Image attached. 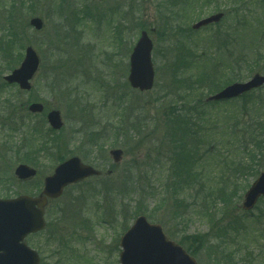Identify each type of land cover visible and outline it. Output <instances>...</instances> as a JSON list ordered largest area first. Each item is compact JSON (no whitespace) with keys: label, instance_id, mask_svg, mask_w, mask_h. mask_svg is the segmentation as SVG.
Instances as JSON below:
<instances>
[{"label":"rangeland","instance_id":"rangeland-1","mask_svg":"<svg viewBox=\"0 0 264 264\" xmlns=\"http://www.w3.org/2000/svg\"><path fill=\"white\" fill-rule=\"evenodd\" d=\"M236 1L213 8L198 0L187 12L166 0H0V197L36 195L72 156L102 171L48 201L44 229L25 239L40 264H119L120 236L141 214L198 264H264V199L241 209L264 171V154L259 166L249 156L254 148L264 153V86L205 102L227 84L264 75V0ZM216 11L224 12L218 23L191 28ZM35 16L43 21L38 31L29 25ZM143 29L155 79L140 92L127 75ZM27 45L40 63L32 88L21 91L2 77ZM33 101L59 110L62 129L28 112ZM182 115L184 131L176 128ZM122 116L124 135L114 131L115 138ZM112 148L122 150L115 165ZM19 163L36 175L16 179Z\"/></svg>","mask_w":264,"mask_h":264},{"label":"water","instance_id":"water-1","mask_svg":"<svg viewBox=\"0 0 264 264\" xmlns=\"http://www.w3.org/2000/svg\"><path fill=\"white\" fill-rule=\"evenodd\" d=\"M222 13H216L199 20L192 28L197 29L211 22H217ZM29 24L40 30L43 22L39 17H33ZM152 41L146 31H141L129 56V85L139 91L152 88L154 83V69L151 61ZM39 65V57L31 47L25 48L24 57L20 65L3 78L7 83L18 84L22 90H30L31 79ZM264 84V75L254 74L247 82H235L207 100H220L236 97L243 92ZM32 113H40L43 105L34 102L28 105ZM46 120L52 129L62 127L60 112L56 109L46 114ZM115 163L120 161L121 150L109 151ZM36 171L25 164H19L14 169L15 176L28 179ZM99 171L92 166L84 164L74 156L58 164L53 173L43 180V188L36 196L20 195L11 199H0V264H38L37 252L26 245L24 238L42 230L44 221V208L48 199H55L62 194L64 187L76 183L86 177L98 175ZM260 196H264V172L252 183L244 195L241 207L250 210ZM120 264H197L193 257L175 242L169 240L158 224L148 223L145 216H137L132 225L120 238Z\"/></svg>","mask_w":264,"mask_h":264},{"label":"trees","instance_id":"trees-1","mask_svg":"<svg viewBox=\"0 0 264 264\" xmlns=\"http://www.w3.org/2000/svg\"><path fill=\"white\" fill-rule=\"evenodd\" d=\"M171 2H172V0H171ZM172 4H174V3H172ZM182 4H185V2L182 3ZM187 4H188V0H186V5H187ZM190 52H191V51L188 50V53H190ZM188 53H187V52L185 53V51H183V52H182V57H184L185 55L187 56ZM177 58H178V57H177ZM177 58H176V61H177ZM182 59H183V58H180L178 61L181 62ZM189 64H190V60L187 61L186 65H189ZM9 70H12V69L10 68ZM5 104H6V103H5ZM5 104H4V105H5ZM126 119H128L127 116H126ZM175 120H176V122H178L179 124L181 123L180 125L177 124V126L179 125V127H176V128H177V129H180V128H181V131H184V130L186 129V127H187V126H186V123L189 122L188 117L185 116V115L177 116ZM126 121H127V120H123V116H122V117H121V124H118V125L116 124V126L113 125V127H112V128L114 129L113 132H112L113 135H114V131H115V134H119L120 136H123V135H124V131H125V128H126L124 122H126ZM181 125H182V127H181ZM29 131H31V130H28V133H29ZM33 131H34V130H32V132H33ZM32 132H30V133H31L32 136H34V134H33ZM114 137H115V135H114ZM115 138H116V137H115ZM263 148H264V144H263ZM260 151H261V153H263L262 150H260ZM263 154H264V153H263ZM186 250H187L190 254H192V253L190 252L191 250H190L188 247L186 248ZM42 263H43V259H42Z\"/></svg>","mask_w":264,"mask_h":264}]
</instances>
